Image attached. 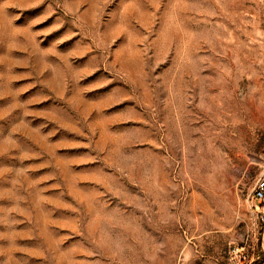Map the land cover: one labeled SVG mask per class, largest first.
Masks as SVG:
<instances>
[{
  "label": "rangeland",
  "instance_id": "374dc122",
  "mask_svg": "<svg viewBox=\"0 0 264 264\" xmlns=\"http://www.w3.org/2000/svg\"><path fill=\"white\" fill-rule=\"evenodd\" d=\"M264 0H0V264H264Z\"/></svg>",
  "mask_w": 264,
  "mask_h": 264
},
{
  "label": "built area",
  "instance_id": "2783aa9c",
  "mask_svg": "<svg viewBox=\"0 0 264 264\" xmlns=\"http://www.w3.org/2000/svg\"><path fill=\"white\" fill-rule=\"evenodd\" d=\"M251 208L264 220V165L251 190Z\"/></svg>",
  "mask_w": 264,
  "mask_h": 264
}]
</instances>
